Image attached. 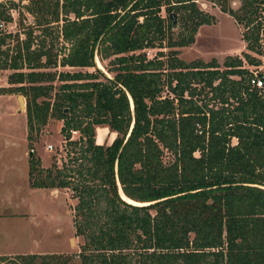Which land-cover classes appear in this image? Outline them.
<instances>
[{
    "label": "trees",
    "instance_id": "1",
    "mask_svg": "<svg viewBox=\"0 0 264 264\" xmlns=\"http://www.w3.org/2000/svg\"><path fill=\"white\" fill-rule=\"evenodd\" d=\"M213 2L245 46L221 67L177 55L215 21L196 0H0V22L12 7L20 23L30 15L23 36L0 30L4 90L24 97L26 137L61 120L65 158L28 156L30 184L70 189L82 237L75 253L0 264H264V85L243 65L264 57V0ZM148 47L167 49L148 57ZM99 124L116 132L108 144L95 142Z\"/></svg>",
    "mask_w": 264,
    "mask_h": 264
},
{
    "label": "rangeland",
    "instance_id": "2",
    "mask_svg": "<svg viewBox=\"0 0 264 264\" xmlns=\"http://www.w3.org/2000/svg\"><path fill=\"white\" fill-rule=\"evenodd\" d=\"M3 1V0H2ZM16 1V0H15ZM24 1V0H22ZM197 5L211 12L215 16V21L210 24H201L197 27L194 34V40L189 45L181 46L178 49L177 55L188 61L194 58H200L207 61L215 58L221 67V61L226 54H241L245 50L244 42L240 37L241 26L236 24L232 17L218 9V6L213 0H196ZM235 6L236 2H232ZM18 7L10 8L12 20L1 22L0 30L3 31H18L20 36L27 25L29 13L22 10V23L19 22ZM164 15V11L161 10ZM34 33L39 31V27L33 28ZM60 40V39H59ZM12 41H9L11 44ZM56 48V47H55ZM160 47H148L145 49V54L148 57L156 54ZM166 47L161 50L166 51ZM261 63L252 65L243 63L248 69L254 71L257 75L264 76V57L261 56ZM97 57L95 56V65ZM100 61V60H99ZM107 61L104 59L101 62L100 68L106 76H110L112 72L106 71L103 64ZM61 68V67H58ZM67 70H93V66L88 67H73L64 66ZM10 71L8 68L0 69V138L1 146L5 147L9 143L4 141V138H13L14 145L11 149L21 152L24 150L26 166L28 164V151L34 156L40 158V165L48 166L52 160L60 165L64 160V141L59 132L61 124L60 119L48 117L46 123L40 126L39 129L32 131L31 138L28 139L27 128L25 122L24 110L18 109L19 93L4 90V86L8 85L7 74ZM102 78V76H99ZM57 83V80H54ZM165 93V89L161 92ZM21 95V94H20ZM22 96V95H21ZM23 97V96H22ZM24 100V97H23ZM95 142L108 144L116 135V132L108 126L99 124L94 126ZM72 137L76 138L77 132H71ZM234 141V138H232ZM46 143H51V149H46ZM168 153L164 154L163 159H167ZM18 169H2L0 166V190L6 185H20L18 190H21L24 184L31 186V176L27 173V167L22 172L21 161L17 162ZM6 180V182H4ZM4 182V183H3ZM23 187L25 198L23 203H4L0 200V254L1 253H25V252H63L75 253L79 249V244L82 242L80 235H75L72 226V206L75 203V198L71 196V191L67 187H44L35 189L28 193ZM28 193V194H27ZM121 193V192H120ZM9 212H12L10 214ZM13 213H18L13 215Z\"/></svg>",
    "mask_w": 264,
    "mask_h": 264
},
{
    "label": "crops",
    "instance_id": "3",
    "mask_svg": "<svg viewBox=\"0 0 264 264\" xmlns=\"http://www.w3.org/2000/svg\"><path fill=\"white\" fill-rule=\"evenodd\" d=\"M4 141H8V145L5 147L1 146V138H0V166L5 168L7 170L8 168L11 170H14L15 168L18 169V161H21V166L20 168L22 169V172L24 171V166H25V171H26V163H25V157H24V150L22 149L21 152L16 151L14 149H11V146L14 145V139L13 138H4ZM28 155V154H26ZM40 159V158H39ZM42 165V163H41ZM6 182V180L4 181ZM3 182V183H4ZM23 187L27 189L28 193L33 192L35 189L43 188L44 187H35V186H29V184H24L22 183ZM20 185H9L5 186L3 189L0 190V200L3 201L4 203H23L24 200H27L25 198V194L23 192V187L21 190H18ZM26 191V192H27ZM27 193V194H28ZM12 214V212H9ZM18 213H13V215H17ZM1 254H11V253H1Z\"/></svg>",
    "mask_w": 264,
    "mask_h": 264
},
{
    "label": "built area",
    "instance_id": "4",
    "mask_svg": "<svg viewBox=\"0 0 264 264\" xmlns=\"http://www.w3.org/2000/svg\"><path fill=\"white\" fill-rule=\"evenodd\" d=\"M1 24V22H0ZM250 70V69H249ZM251 71V75L249 76V83L253 84L255 86H263L264 85V78L263 75H257L254 71ZM75 130H71L73 132ZM46 149H51L52 144L51 143H46L44 146Z\"/></svg>",
    "mask_w": 264,
    "mask_h": 264
},
{
    "label": "water",
    "instance_id": "5",
    "mask_svg": "<svg viewBox=\"0 0 264 264\" xmlns=\"http://www.w3.org/2000/svg\"><path fill=\"white\" fill-rule=\"evenodd\" d=\"M169 17L171 18V22H172V25L175 26L176 23H175V13L174 12H170L169 13ZM17 98H18V109L20 110H24V105H25V102L23 100V97L19 94L17 95ZM130 107L132 108V103L130 101ZM66 110V108H64V111ZM31 149L28 151V156H30L32 153H31ZM118 192L120 194V196L123 198V196L121 195L122 191L120 190L119 186H118ZM121 192V193H120ZM123 194V193H122ZM124 195V194H123ZM125 196V195H124Z\"/></svg>",
    "mask_w": 264,
    "mask_h": 264
},
{
    "label": "bare ground",
    "instance_id": "6",
    "mask_svg": "<svg viewBox=\"0 0 264 264\" xmlns=\"http://www.w3.org/2000/svg\"><path fill=\"white\" fill-rule=\"evenodd\" d=\"M96 62H97V66L102 68L101 62H100L98 59L96 60ZM122 196H123V195H122ZM123 198L127 199L129 202H132V203H138V202L132 201V200H130V199L124 197V196H123Z\"/></svg>",
    "mask_w": 264,
    "mask_h": 264
}]
</instances>
